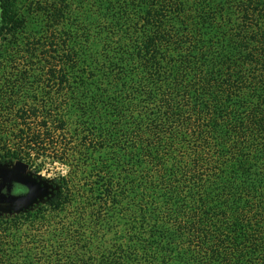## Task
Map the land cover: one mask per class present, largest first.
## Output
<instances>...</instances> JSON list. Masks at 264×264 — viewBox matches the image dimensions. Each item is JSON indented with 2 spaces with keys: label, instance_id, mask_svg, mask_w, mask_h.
Returning <instances> with one entry per match:
<instances>
[{
  "label": "trees",
  "instance_id": "1",
  "mask_svg": "<svg viewBox=\"0 0 264 264\" xmlns=\"http://www.w3.org/2000/svg\"><path fill=\"white\" fill-rule=\"evenodd\" d=\"M47 160L39 264H264V0H0V168Z\"/></svg>",
  "mask_w": 264,
  "mask_h": 264
},
{
  "label": "rangeland",
  "instance_id": "2",
  "mask_svg": "<svg viewBox=\"0 0 264 264\" xmlns=\"http://www.w3.org/2000/svg\"><path fill=\"white\" fill-rule=\"evenodd\" d=\"M49 161H51V159H49ZM27 165L28 169L26 176L31 179V181H34L40 189H43V194L47 193V184L50 180L61 170L65 169L58 162H54L50 165L48 160L41 168H38L34 163ZM10 167H12V165ZM5 168L7 167H1L0 170ZM37 171L39 172L37 173ZM64 173L65 172H63V174ZM39 202H41V199L38 200L36 204L34 201L31 202V204L27 206L26 210L32 209ZM77 204L78 202H76L72 207H68L67 209L59 212L48 209L45 213H43L42 219L35 221H26L21 219L18 223L22 224L18 226V229L10 228L9 230L1 231L0 228V258L2 253L6 256V262L1 263L0 261V264H22V258L28 251L30 252V261H32L33 264H39L40 262L46 261L49 256H53L59 252L58 250L61 249V241L53 237L51 229H54L57 224L80 222L81 216H79L80 210ZM10 210L13 212L10 213ZM0 212V222L6 223L12 221L13 216L22 211L7 208L2 209ZM1 216L3 218H1ZM29 223L38 224L31 226ZM88 233L89 229H85V234L88 235ZM91 233L92 232H90L89 235H92ZM7 256H10L9 260L7 259Z\"/></svg>",
  "mask_w": 264,
  "mask_h": 264
},
{
  "label": "flooded vegetation",
  "instance_id": "3",
  "mask_svg": "<svg viewBox=\"0 0 264 264\" xmlns=\"http://www.w3.org/2000/svg\"><path fill=\"white\" fill-rule=\"evenodd\" d=\"M10 169H11V167L10 168L7 167L5 169L0 170V203L3 200H6V198L11 197V196H25L31 191L30 189L35 190V195L33 198V201L35 202V204L38 200H40V199L42 200L44 198L45 194H43V192H42L43 189H40L34 181H31V179L27 178V176H24L25 178L29 179V181H30V182L27 181V182H29L28 184L31 186L29 188L26 184L21 183L20 180H14L10 176V173H9ZM9 178L11 180H9ZM2 209H5L4 206H0V211H2ZM26 209H27V207L26 208H19L18 210L24 211ZM12 212L13 211L10 210V213H12Z\"/></svg>",
  "mask_w": 264,
  "mask_h": 264
},
{
  "label": "water",
  "instance_id": "4",
  "mask_svg": "<svg viewBox=\"0 0 264 264\" xmlns=\"http://www.w3.org/2000/svg\"><path fill=\"white\" fill-rule=\"evenodd\" d=\"M27 169H28V165L26 163L21 161H16L12 165L9 173L14 180H20L21 183L26 184L30 188L31 186L28 184L30 182L29 179H27L28 177L27 178L24 177L27 174ZM9 180L11 179L9 178ZM30 190L31 191L25 196H11L6 198V200H3L0 203L1 204L0 206H4L5 209L6 208L19 209L21 207H27L29 204H31V202H33V198L35 195V190L32 189Z\"/></svg>",
  "mask_w": 264,
  "mask_h": 264
}]
</instances>
